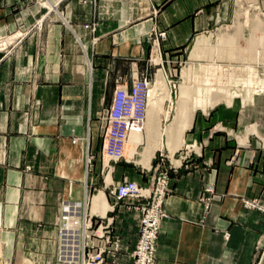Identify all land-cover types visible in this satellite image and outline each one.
I'll list each match as a JSON object with an SVG mask.
<instances>
[{
  "label": "crops",
  "instance_id": "obj_1",
  "mask_svg": "<svg viewBox=\"0 0 264 264\" xmlns=\"http://www.w3.org/2000/svg\"><path fill=\"white\" fill-rule=\"evenodd\" d=\"M238 3L264 11V0H0V264H65V251L133 264L137 203L112 190L150 188L158 170L169 185L155 264H264V131L237 104L196 111L183 132L195 151L177 160L138 169L101 152L114 92L141 80L151 91L160 75L169 86L193 38ZM168 102L147 107L157 132ZM73 220L80 255L64 249Z\"/></svg>",
  "mask_w": 264,
  "mask_h": 264
},
{
  "label": "rangeland",
  "instance_id": "obj_2",
  "mask_svg": "<svg viewBox=\"0 0 264 264\" xmlns=\"http://www.w3.org/2000/svg\"><path fill=\"white\" fill-rule=\"evenodd\" d=\"M255 21H260L262 27H264V11H261L257 6H253V5L240 4V3L234 4L230 10V17L227 21L218 22L215 26L210 28L207 32L202 33V34L196 36L195 38H193V40L190 42L189 46L186 48L185 53L183 54V57L180 59L179 64H175L174 68H172V69H176V70L171 71V76H169V74H168L169 80H173V82H170L169 86H167L166 83L164 82L166 88L168 89L170 99L169 100L164 99L161 101V103L163 104L164 103L163 101H169L168 105H169L170 111H168L169 114H167L165 116L166 121L161 122L164 130L162 129L163 131H159L157 134V138H154V140H156V139L159 140L160 144H161L162 140L166 141L165 130L172 125V123L174 122V120L176 118L177 101L179 98V90H180L179 87L181 86V84L185 80L184 74L186 72H189V71L190 72L195 71L197 73V75H200V74H202V72H200V65H205L207 63L206 60H204V59L198 61V60H195L194 58L191 57L193 54V51H194L193 49H195L194 47L196 46V43L198 41H200L201 39H208V43L210 44L209 45L210 48H214L220 43V41L223 40V39L221 40L219 38V36H223V35L233 36L237 32H238V34L239 33L244 34V37L246 39H248L249 33L252 30V27H253ZM237 46L240 49L244 48L245 42L243 40H239L237 43ZM210 62H213V63L215 62L213 65L221 68L224 71H226V73L234 71L237 75H244V73L239 71V70H242V68H240V67L243 66V63H244L243 60H227V59H222V58L221 59L215 58L213 61L210 60ZM248 62L252 63L250 61H248ZM198 63H200V64H198ZM224 64H226V65H224ZM197 68H198V70H197ZM256 70L258 71V77H259L257 82L248 81L246 86H244L243 84H239V83L238 84L234 83L233 84L234 86L232 84L231 85L225 84V86H226L225 93H224V91L221 92L218 95V98L216 100H214L215 102L213 103L212 106L210 103L213 101L208 100V97L206 96V94L202 93L201 104H203L205 106V109L202 110L199 106H195L194 111H193V115L196 111L201 110V111L205 112L208 108H214V109L222 108L225 105H228L230 102H232V104H237L239 107L244 109L248 113V115L251 117V119L255 120V121H252L251 124H254V122H258L260 124V129L262 128L261 130L264 131V60H262V62H261V60L259 61V64L256 67ZM160 76L163 77V75H160ZM162 79L164 81V78H162ZM248 88H250L249 92H248ZM162 104H160V106ZM153 106H155V105L153 104ZM193 115L191 116L192 118L194 117ZM146 120H147V123H146ZM153 120L154 119H153L152 115L146 116V118L143 122V127H144L145 123L147 124V127L151 126V124L153 123ZM191 121L192 120L189 118L184 119L185 125L188 122H190V124H191ZM253 127H255V129L258 128L256 125H254ZM142 130H143V128L140 129V131H138V130L137 131L142 132ZM134 132H136V131H133V133ZM257 132H258V135L262 137V135L260 133H264V132H260L258 129H257ZM187 134H188V132H185L184 135L182 133V146H179L172 154L170 153V149H167V147H165V142H164V144L161 145L160 149L155 151V153L151 159L152 164H153V162H156L157 160H160V161L165 160L166 161L169 158L173 160V157H174V160H177L179 157H185V155L187 156L188 154L193 153L195 151V144L194 143L193 144L187 143V141H186L187 140ZM130 135L131 134H129V136ZM129 136H128V139H129ZM128 139H127V141H128ZM146 139H147V144H148V138L146 137ZM183 139H184V141H183ZM263 140H264V136H263ZM144 142H145V138L142 141V143L140 144L142 146L137 147L135 149V154L131 159H124L127 162H131V163L136 164L138 169H140L142 167L143 168H149V166L151 167V163L148 167L144 166L141 163L142 152L145 149V143ZM166 145H169V144L166 143ZM160 174H164L167 177V182H168L167 190H166V196H167L169 177H168V174L166 173L165 170H158L154 180ZM154 180H153V182H154ZM144 202L149 203L150 201L144 200ZM138 204H143V202H137V205ZM139 220H140V213H139ZM73 221L75 222V220H73ZM78 223H79V221L76 220L75 225H74L75 227H73V228L71 227L70 229L68 227V228L64 229V231H63V233H64L63 240H65L64 243H66V245H64V249L65 250L71 249L69 251V254L71 253L72 248L74 246H77L78 247V253L80 255L79 229L77 227L79 225ZM138 237H139V234H138ZM137 240H138V238H137ZM67 244H71V246H68ZM133 250H134V248H133ZM132 253H133V251H132ZM99 254L101 256V253H99ZM95 256H97V255H95ZM95 256H93V257H95ZM71 257H72V254H70V256H68L66 251H65V252H63V254L60 258L65 262V264L66 263L77 264V262L82 263L81 262L82 261L81 256L79 259H73V257L71 259ZM26 258L28 260H30V262L26 261L24 264H44L41 261L33 260L29 257H26ZM95 259H96V257H95ZM101 259H102V257H101ZM132 262H133V260H132Z\"/></svg>",
  "mask_w": 264,
  "mask_h": 264
},
{
  "label": "bare ground",
  "instance_id": "obj_3",
  "mask_svg": "<svg viewBox=\"0 0 264 264\" xmlns=\"http://www.w3.org/2000/svg\"><path fill=\"white\" fill-rule=\"evenodd\" d=\"M219 38L223 40L220 41V43L214 48H210L208 39H201L196 43V46L194 47L195 49H193L194 51L191 57L198 61L204 59L207 63L205 65H200V72H202L200 75H197V73L193 70L192 71L194 73L189 71L184 74L185 80L179 87L180 90L177 101L176 118L172 125L165 130V136L167 143L169 144L168 147L171 154L179 146H182V133L190 127V122L185 125L184 119L189 118L192 120L191 116L193 115L195 106H199L202 110L205 109V106L201 104L202 93L206 94L208 100L213 101L210 103L212 106L215 102L214 100L218 98V95L223 91L225 93V84L233 85L234 83H239L246 86L248 81H258L259 77L256 67L258 66L260 60L261 62L264 60V27H262L260 21L254 22L248 39L244 37V34H238V32L233 36L223 35L219 36ZM239 40H243L245 42L244 48H238L237 43ZM215 58L243 60V66L240 67L242 70L239 71L244 73V75H237L234 71L226 73V71L222 70L221 68L214 66L213 64L215 62H210V60L213 61ZM248 61L252 63H249ZM160 77L157 78L160 80L156 83L150 93L149 89H147V98L149 94L147 107L149 106L152 108L154 104L160 108L162 100L170 99L168 89L164 84L165 81H163L162 76ZM249 90L250 88H248V92ZM146 113L147 108L145 111L144 120L146 118ZM148 115H152L151 111H148L147 116ZM151 127L152 126H149L146 130L148 144L142 152L141 163L144 166L149 165L154 152L161 147L159 140H154V138H157L158 132ZM138 131L136 130L134 133L131 131L129 133L131 135L129 136L128 134L126 137L123 149V156L126 159H131L134 156L136 147L142 142L143 136L141 132Z\"/></svg>",
  "mask_w": 264,
  "mask_h": 264
},
{
  "label": "built area",
  "instance_id": "obj_4",
  "mask_svg": "<svg viewBox=\"0 0 264 264\" xmlns=\"http://www.w3.org/2000/svg\"><path fill=\"white\" fill-rule=\"evenodd\" d=\"M148 87V82L141 80L135 82L129 90L117 89L114 92L111 106L106 112L101 143V152L108 162L117 163L123 160L127 135L131 131L143 128ZM155 180L150 188L140 187L135 182L124 180L112 190V195L117 200L130 199L136 203L143 202L136 205L140 220L139 237L132 253L133 264H155L159 225L164 216L162 207L168 184L164 174H160ZM206 191L211 192V188H207ZM144 200L150 202L145 203ZM95 257H91L90 263L101 264L100 254Z\"/></svg>",
  "mask_w": 264,
  "mask_h": 264
}]
</instances>
